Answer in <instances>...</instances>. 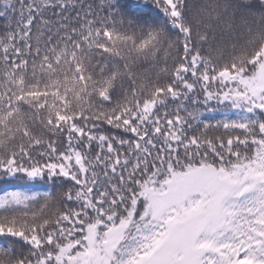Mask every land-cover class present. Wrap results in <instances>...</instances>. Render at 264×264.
I'll list each match as a JSON object with an SVG mask.
<instances>
[{"label": "snow or ice", "instance_id": "snow-or-ice-1", "mask_svg": "<svg viewBox=\"0 0 264 264\" xmlns=\"http://www.w3.org/2000/svg\"><path fill=\"white\" fill-rule=\"evenodd\" d=\"M0 264H264V0H0Z\"/></svg>", "mask_w": 264, "mask_h": 264}]
</instances>
